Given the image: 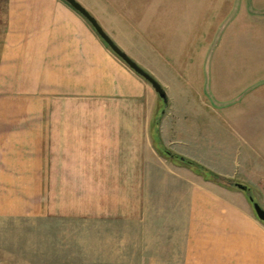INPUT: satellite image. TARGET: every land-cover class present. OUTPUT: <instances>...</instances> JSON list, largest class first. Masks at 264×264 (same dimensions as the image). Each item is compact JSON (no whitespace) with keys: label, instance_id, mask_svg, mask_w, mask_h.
<instances>
[{"label":"crops","instance_id":"1","mask_svg":"<svg viewBox=\"0 0 264 264\" xmlns=\"http://www.w3.org/2000/svg\"><path fill=\"white\" fill-rule=\"evenodd\" d=\"M3 8L0 218L57 215L105 264H264V223L249 200L158 150L248 181L264 201V180L232 171L221 115L209 121L191 73L155 66L160 108L65 1Z\"/></svg>","mask_w":264,"mask_h":264},{"label":"rangeland","instance_id":"2","mask_svg":"<svg viewBox=\"0 0 264 264\" xmlns=\"http://www.w3.org/2000/svg\"><path fill=\"white\" fill-rule=\"evenodd\" d=\"M78 1L148 72L155 74L163 62L191 73L186 77L208 100L209 121L215 109L221 115L220 138L234 149L232 171L264 180V0ZM236 182L248 190L235 191L264 209L263 196L248 181ZM62 220L0 218V264H105Z\"/></svg>","mask_w":264,"mask_h":264},{"label":"water","instance_id":"3","mask_svg":"<svg viewBox=\"0 0 264 264\" xmlns=\"http://www.w3.org/2000/svg\"><path fill=\"white\" fill-rule=\"evenodd\" d=\"M69 6H71L75 11H77L94 29L97 35L105 42V44L110 48V50L117 55L130 69H132L136 74L142 77L155 93L158 95L163 102L167 103V94L164 87L161 83L146 69L140 66L133 58H131L122 48H120L115 41L109 36V34L104 30L101 24L98 22L97 18L78 0H63ZM235 186L241 190H247V186L242 183L236 182ZM249 200L252 201L253 210L256 217L264 222V209L261 205L253 201V198L250 196Z\"/></svg>","mask_w":264,"mask_h":264},{"label":"trees","instance_id":"4","mask_svg":"<svg viewBox=\"0 0 264 264\" xmlns=\"http://www.w3.org/2000/svg\"><path fill=\"white\" fill-rule=\"evenodd\" d=\"M69 5V4H68ZM77 12V11H76ZM78 13V12H77ZM86 21V20H85ZM88 23V22H87ZM89 24V23H88ZM90 25V24H89ZM92 28V27H91ZM93 29V28H92ZM94 30V29H93ZM96 33V32H95ZM97 34V33H96ZM100 38V37H99ZM101 39V38H100ZM102 40V39H101ZM102 42L105 44V42L102 40ZM105 46L110 50V48L105 44ZM111 51V50H110ZM112 52V51H111ZM113 53V52H112ZM114 54V53H113ZM115 55V54H114ZM117 56V55H115ZM118 57V56H117ZM119 58V57H118ZM120 59V58H119ZM121 60V59H120ZM122 61V60H121ZM123 62V61H122ZM138 75V74H137ZM142 78V77H141ZM143 79V78H142ZM144 80V79H143ZM145 81V80H144ZM146 82V81H145ZM160 99V98H159ZM154 140L155 142L159 140V136H158V130H156L155 132V136H154ZM158 150L163 153L165 156H168V155H171L173 156L174 158H178L182 163L188 165L189 167H191L193 170H195L197 173L201 174L203 177L207 178V179H210V180H213V181H216L220 184H223V185H226V186H232V187H235V183H232V179H229L227 177H224V176H221L211 170H209L208 168H206L205 166L189 159V158H186L184 156H181V155H177L173 152H171L170 150L166 149V147L164 146H161L158 148ZM247 190H248V187H247ZM263 222V221H262ZM264 223V222H263Z\"/></svg>","mask_w":264,"mask_h":264}]
</instances>
